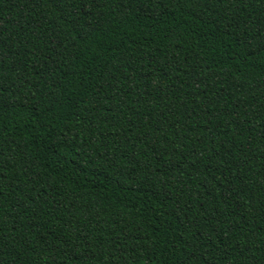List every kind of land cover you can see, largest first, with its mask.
<instances>
[{"label":"trees","instance_id":"16d2710c","mask_svg":"<svg viewBox=\"0 0 264 264\" xmlns=\"http://www.w3.org/2000/svg\"><path fill=\"white\" fill-rule=\"evenodd\" d=\"M0 264H264V0H0Z\"/></svg>","mask_w":264,"mask_h":264}]
</instances>
